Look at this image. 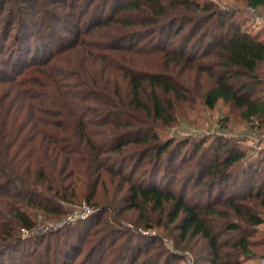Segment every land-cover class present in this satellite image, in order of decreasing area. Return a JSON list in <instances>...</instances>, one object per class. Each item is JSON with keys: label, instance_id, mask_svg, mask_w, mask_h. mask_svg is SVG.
<instances>
[{"label": "trees", "instance_id": "obj_1", "mask_svg": "<svg viewBox=\"0 0 264 264\" xmlns=\"http://www.w3.org/2000/svg\"><path fill=\"white\" fill-rule=\"evenodd\" d=\"M241 1L264 10V0ZM245 13L211 0H0V264H134L142 240L158 237L103 217L112 202L88 227L91 217L47 240L23 233L36 227L34 210L62 213L61 202L83 199L96 206L99 188L115 177L126 210H166L183 240L203 242L204 264L257 257L251 238L264 223V154L218 136L160 140L156 132L174 121L175 101L191 98L186 71L205 77L207 108L221 100L264 122L256 96L264 38L242 27L237 15ZM44 16L72 36L56 52L59 34L45 29L44 39L36 30ZM151 54L154 69L139 67L135 56ZM177 170L186 179L174 189ZM119 233L123 241L108 242ZM107 243L114 253L104 263ZM149 249L137 264L161 260Z\"/></svg>", "mask_w": 264, "mask_h": 264}, {"label": "rangeland", "instance_id": "obj_2", "mask_svg": "<svg viewBox=\"0 0 264 264\" xmlns=\"http://www.w3.org/2000/svg\"><path fill=\"white\" fill-rule=\"evenodd\" d=\"M211 1H213L220 7H230L235 9L238 8L240 10L246 9V12L249 13V15L247 17L246 13L237 15V19L242 23V27H245L251 34H256L259 38H264V10L260 11L261 14H259V11H250L248 7L246 8L244 6L241 0ZM45 29H48L49 31L55 30L60 36L59 39H56L57 37H54L51 42L53 44L55 43V41H57L50 47L51 51L53 52H56V50L58 49L57 44L61 43L62 46V43H68L69 39L72 38V36L68 32H65L59 24L55 26L54 22L51 21L50 18L46 19L44 16L42 24L40 26L38 25L36 30L38 32H42ZM11 33L13 35L15 31L13 32L11 30L6 40L8 42L7 44H9V48L10 46L12 47V44L10 43ZM42 33L43 38L45 39L47 33ZM64 36L68 37L66 39H63ZM9 48L5 46L4 51L7 52ZM60 57L65 58V53H63L62 56L60 55ZM4 58H6L5 55L0 53V61H3ZM135 58H137L139 63L144 61V63L142 64L143 66L140 64L139 67H145V69H154V62L158 57L155 54H151L147 56H135ZM257 75L258 78L263 81V83H261L260 86L257 87L258 92L256 93V96L264 100V62L259 64L257 68ZM183 77L191 86V94L189 93V97L191 98L188 100L174 102V121L168 125H161L158 128V131H156L160 140H166L170 138L179 140L201 136L210 138L218 136L223 141L229 140L231 141V143H235L248 154L254 153L256 155L258 154L259 156H262L264 154V122L259 119H245L240 114V109H237L236 107H233L232 105L221 100H219L214 105V107L207 108L202 104L200 98L202 87H204L206 82L205 77H196L193 73H190L188 71L183 72ZM129 164L130 162L128 163V165ZM175 174L176 181L171 180V182L173 183L172 185L174 189H179L182 185L181 183L184 184L186 178L185 176H183L182 171L177 170ZM118 181V177H115L113 180H109L107 178L105 179L104 187L99 188L100 191L98 192V199L100 202L96 206L87 203L83 199L82 201L77 203L61 202L60 211H62V213L34 210V213H32V217L36 221V227L34 230H32V232H23L24 235L27 237L38 234H40V236L45 235L44 240H47L49 239L51 232L59 233L60 231L62 233L65 230V226L69 223H71L72 225H74L75 223V225H77L78 223L82 225L83 222H79L81 221V219L83 220L91 217L87 222L88 227L91 222L98 219L97 217L95 218L91 215L94 214L96 210L102 211L105 207V203L112 202V207L106 210V212H103V217L109 218L111 222L122 221L124 230L128 232L130 230L133 233V231L136 230L143 236L158 237L157 240H154V238H149L150 240L145 238L142 240V250L139 251V258L134 264H137L138 261L146 256V254H144L143 252L148 245H150V249L148 250V252L151 255L155 256L156 254H163L161 260L155 264H194L195 258L198 263L204 264V262H202L200 258L201 254H203V252L200 251L203 242L198 238H188L187 240H183L180 237L177 229H175L174 225L168 222L166 210H164L163 212L151 211L149 208H147L146 212H140L134 209L126 210L124 208L125 204L121 201V195L123 194L124 190L119 191L117 189L119 186ZM120 184L122 185V183ZM187 190L191 192L192 189L188 187ZM83 206H87L90 209L87 215H84L83 218H70L72 217L74 211H78L80 208H83ZM146 222L150 223L153 227L144 228L143 225ZM124 233L112 234L108 238V242L112 237H114L116 238L114 246H116L119 241L124 240V237L126 236V234ZM52 237L54 236H51V240L53 239ZM251 239L257 240L256 244H254L252 247L254 252L257 254V257H255L254 259L245 260L244 264H263L264 223L257 226V233H255ZM114 246L110 247V245H108L107 243V245L103 247L101 251H99V254L103 256L104 263L109 259L111 254L114 253ZM190 246H192L193 250ZM42 247L43 244H28L26 246L27 249H42ZM86 248L87 246H84V248L81 250V254L75 258L74 263H76L78 259H81L83 257L84 253L87 250ZM18 263L19 260L16 261V264Z\"/></svg>", "mask_w": 264, "mask_h": 264}, {"label": "built area", "instance_id": "obj_3", "mask_svg": "<svg viewBox=\"0 0 264 264\" xmlns=\"http://www.w3.org/2000/svg\"><path fill=\"white\" fill-rule=\"evenodd\" d=\"M248 9L250 10V11H254L253 9H251V8H249L248 7ZM89 207H87V206H83V208H80L78 211H74V213L72 214V217H70V218H74V219H76V218H83V216L84 215H87L88 213H89Z\"/></svg>", "mask_w": 264, "mask_h": 264}]
</instances>
